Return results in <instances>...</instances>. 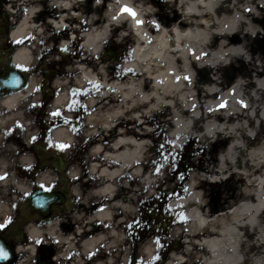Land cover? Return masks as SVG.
<instances>
[{
	"label": "bare ground",
	"instance_id": "obj_1",
	"mask_svg": "<svg viewBox=\"0 0 264 264\" xmlns=\"http://www.w3.org/2000/svg\"><path fill=\"white\" fill-rule=\"evenodd\" d=\"M47 1V7L60 13L42 23L35 21L41 9L38 0L23 7L13 36L27 42L17 50L16 60L30 63L36 40H42L49 26L66 29L68 21H77L81 26L74 32L86 57L68 63L66 72L74 75L71 82L55 81L61 92L54 107L68 102L70 86L72 91L83 90L91 81L99 83L97 95L104 101L102 111H92L86 125V133L97 126L108 147L102 153L96 140L91 148L100 157L99 164L90 165L95 175V187L89 192L94 211L80 218V213L71 215L96 226L81 231L79 251L87 254L103 244L109 250L107 262L113 264L123 256V232L126 225L131 229L136 200L168 191L173 196L169 206L182 219L174 232L183 236V242L180 257L174 255L167 264H264V48L260 30L245 20L246 15L250 21L264 17V0H166L178 16L168 27L148 20L152 11L144 0H91L89 12V0ZM124 27L134 43L130 59L121 69L112 63L106 69L100 61L102 44ZM71 46L75 47L74 40ZM67 55L65 50L64 58ZM31 89L21 97L26 98ZM17 98L10 97L6 105L13 107ZM87 103L93 108L96 101L90 98ZM24 129L27 138L31 128L24 124ZM152 136H161L173 150L181 149L185 141H198L195 150L203 155L192 163L181 194L180 187L168 183L171 178L163 162H157L163 157L158 147L155 151L150 147ZM74 137L65 127L53 132L58 144L72 145ZM225 139L227 144L207 165L206 158L211 161L214 149ZM70 175L73 180L78 177L74 169ZM233 177L243 182L234 205L202 201L203 181L217 183ZM48 180L47 175L39 177L41 183ZM8 182L17 191H29L26 181H13L10 175ZM28 236L31 243L49 239L65 243L67 249L74 247L55 224L31 225ZM152 250V242L146 240L140 257L149 261ZM18 251L22 255L15 264H28L32 246Z\"/></svg>",
	"mask_w": 264,
	"mask_h": 264
},
{
	"label": "flooded vegetation",
	"instance_id": "obj_2",
	"mask_svg": "<svg viewBox=\"0 0 264 264\" xmlns=\"http://www.w3.org/2000/svg\"><path fill=\"white\" fill-rule=\"evenodd\" d=\"M151 1L160 4V0ZM38 2L41 9L36 22L58 17L60 10L47 7V0ZM23 3L24 0H0V177H4L0 179V224L6 223V227L0 229V250L6 255L0 256V264H15L22 255L18 249L29 250L30 246L33 255L28 264H109V250L103 244H98L87 254L81 253L77 246L81 231L94 230L95 223L71 219L73 213H80V218L86 211H94L95 200L89 192L95 187V175L90 173V165L99 164L100 157L92 154L91 148L96 140L101 142L102 153L108 147L97 126L92 132H85L90 113L102 111L104 101L97 95L99 85L92 82L83 90L75 91L70 86L68 102L63 107H54L60 91L55 81L63 75L62 62L49 61L47 54L34 55L27 65L15 58L17 50L27 42L13 36L23 15ZM30 86L32 89L26 98L24 94L21 97ZM14 96L18 98L13 107H8L5 102ZM90 98L96 101L93 108L87 103ZM57 111L59 115H52ZM24 124L31 128L27 138ZM58 127H65L75 134L70 147H58L60 144L53 138ZM101 158L104 160V156ZM184 166L175 168L181 177ZM72 169L78 173L75 180L70 175ZM10 175L13 181H26L29 191H17L14 184L8 182ZM42 175L49 177L47 184L39 181ZM207 203L214 205L216 202L211 197ZM155 216L144 224L142 222L140 228L133 221L130 231L125 226L123 256L114 259L113 264H167L174 255L180 257L183 237L174 232L177 217L171 213L167 219L161 212ZM49 224H55L57 232L70 238L74 247L67 249L65 243L49 239L31 243L28 227ZM153 224H161L162 230L149 227ZM149 239L153 250L149 261H145L139 253L142 244Z\"/></svg>",
	"mask_w": 264,
	"mask_h": 264
},
{
	"label": "rangeland",
	"instance_id": "obj_3",
	"mask_svg": "<svg viewBox=\"0 0 264 264\" xmlns=\"http://www.w3.org/2000/svg\"><path fill=\"white\" fill-rule=\"evenodd\" d=\"M34 0H25V4H31V2ZM144 2L147 4V6L151 9L152 13L149 15L148 20H153L156 21L158 24H162V26L168 27L174 20H176L178 18L177 14H176V10L175 7L167 2L162 0V5L158 6L155 5L154 3H151L150 0H144ZM90 3L91 0H89V3L87 5L88 8V12H89V7H90ZM33 4V2H32ZM264 15V11H261ZM168 15L170 16V19H167ZM251 16L250 15H246L245 20H247V22H252L255 24V28H258L260 30V35H261V46L264 48V17L262 16L260 19L256 20V21H250ZM164 20L166 21V23L164 22ZM164 22V23H163ZM72 26H77L80 27L81 24L77 23V21H73ZM252 27V29L254 28ZM128 31L125 30V27L122 28L120 31L117 32H112L111 36L109 39H107L103 44H102V50H101V55H100V61L104 62L105 66L108 63H113L116 59L117 60H122L123 58H125L126 60H129V53H130V49H131V44L133 42V39L131 38V36H127L126 33ZM52 31L47 28L43 34V38H46L47 36H51ZM62 33V32H61ZM58 37L56 38V41L52 42L53 39H49L47 41V43H43L41 44L40 39L36 40L34 46V55L37 54H43L45 53V51H47V49L49 47H51V49L53 48L52 51H49L47 54L50 56V60L49 61H62L64 67H62V70H65L64 75H62L61 80L62 81H69L71 82V75H69L66 72V67L68 65V63L73 62L74 60H76L78 57H80L83 54V50L80 48V46L77 44L76 42V46L73 47L71 46V44L68 42L69 40L67 39L68 34L66 33V38H62L63 35L60 34V32L58 33ZM63 34V33H62ZM121 34L123 35L121 39L118 38V35ZM62 41H67L66 42V47L64 48V50L68 51V55L66 58H64L63 54L61 53V50L63 49L61 46ZM54 43V44H52ZM104 53V54H103ZM56 59V60H55ZM114 59V60H113ZM113 60V61H111ZM61 64V63H60ZM106 66V67H107ZM121 66V65H120ZM61 67V65H60ZM69 67V65H68ZM105 67V68H106ZM119 68V67H118ZM121 69V68H120ZM68 82V83H69ZM153 131H155L157 128L156 127H152ZM156 132V131H155ZM161 137V136H160ZM160 137L157 138H153V150L155 151L158 147L159 149V145L163 144L164 147L162 149H160V155L163 157V159H159L157 162L160 164L163 162V164L165 165V167L167 168V177L171 178L170 181L168 182L169 184H172L174 187H180V194L183 192L184 189V184L186 183L187 179L189 178V176L192 173V168L194 165H192V163L196 164L199 160V157H201L203 155V153L198 152L195 150L196 147L199 146V143L197 140L193 141L192 143L187 142L181 146V150L178 151L177 155H180L181 157H184V167H183V171H184V176L181 177L180 174L177 175L176 173V169H175V163L174 161H176L175 156H176V152L171 150V148L169 147V145L164 142L163 140H161ZM228 140L225 139L223 141V143L221 145L216 146V148L213 151V158L208 159L206 158L207 161V165H209L212 162L215 161V159L217 158L218 153L220 152V150L227 144ZM192 148V149H191ZM153 152V151H152ZM154 153V152H153ZM154 157L156 154H152ZM175 159V160H174ZM182 160V159H181ZM188 163V166H186V164ZM75 169L77 168V166H74ZM196 171V170H195ZM236 178H230L227 179L226 181H219L217 183H212L209 181H203L204 184L201 186V191H202V201L203 202H207V200L209 198H214L215 202L220 203L221 207H228V206H232L234 205V203L239 200L240 198V193L239 191H241L242 187H243V182L242 180H239L238 182L236 181ZM159 195V192H155L154 196L157 197ZM165 195H167V193H165ZM142 198H140L139 200H136L135 202V206H136V213L137 217H135L133 219V223L136 224V226H141L142 222L144 224L145 220H143V218L141 216H139V207L142 204ZM166 207V206H165ZM221 207L218 208L217 210H221ZM166 213L168 214H165ZM164 212V213H163ZM162 213L163 216H165L167 219H169L171 217V213H175L174 210H169L167 208H163L162 209ZM141 217V219H140ZM150 218V217H149ZM148 218V219H149ZM156 218V216H155ZM141 220V221H140ZM179 216L177 215V221H174L176 225H181V222L179 221ZM152 229H154V227H158L160 228V230H162V226L161 224H153V226H149ZM133 231V229H132ZM181 237V234H180Z\"/></svg>",
	"mask_w": 264,
	"mask_h": 264
},
{
	"label": "snow or ice",
	"instance_id": "obj_4",
	"mask_svg": "<svg viewBox=\"0 0 264 264\" xmlns=\"http://www.w3.org/2000/svg\"><path fill=\"white\" fill-rule=\"evenodd\" d=\"M98 2H99V0H98ZM124 11H127V12L131 13L133 16L135 15V13L132 12L131 9L125 8ZM141 23H143V22L137 20V24H141ZM153 23H155V22H153ZM17 67H19V66H17ZM24 70L26 71V69H24ZM184 79L189 80L190 78L187 77V76H185ZM240 103L243 105V102H242V101H241ZM52 115H59V112L57 111V112H55V113H52ZM32 139L35 140V137H33ZM58 147H59L60 149H65V148H67V147H70V145L60 144V145H58ZM163 147H164L163 144L159 145V149H162ZM3 178H4V177H0V179H3ZM41 187H43V186H41ZM48 191H51V189H48ZM5 227H6V223H5V224H0V229H3V228H5ZM37 243H40V241H37ZM4 255H5V254H4L3 250H0V256H4Z\"/></svg>",
	"mask_w": 264,
	"mask_h": 264
},
{
	"label": "water",
	"instance_id": "obj_5",
	"mask_svg": "<svg viewBox=\"0 0 264 264\" xmlns=\"http://www.w3.org/2000/svg\"><path fill=\"white\" fill-rule=\"evenodd\" d=\"M34 200V195L31 197V201H33Z\"/></svg>",
	"mask_w": 264,
	"mask_h": 264
}]
</instances>
